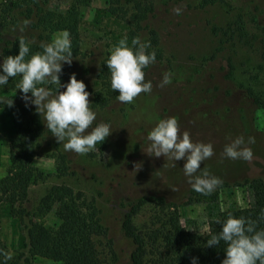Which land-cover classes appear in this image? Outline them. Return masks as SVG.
Wrapping results in <instances>:
<instances>
[{
  "label": "rangeland",
  "instance_id": "rangeland-1",
  "mask_svg": "<svg viewBox=\"0 0 264 264\" xmlns=\"http://www.w3.org/2000/svg\"><path fill=\"white\" fill-rule=\"evenodd\" d=\"M68 1L48 0V4L62 9ZM145 1L151 3L145 23L157 32L162 56L144 69L145 80L153 85L151 92L141 93L130 104L119 102L116 96L107 107L91 105L97 114L93 127L104 122L112 130L101 152L95 149L80 155L65 151L51 133L45 135L32 157L33 166L44 179L30 185L21 202L30 212L49 186L61 183L93 199L104 228L94 237L100 264H129L133 245L123 234L121 221L130 206L141 202L131 222L144 236L165 222L172 206L184 229L205 233L208 222L220 211L251 203L244 180L264 176V0H223L203 8L198 0ZM4 3L0 0V52L4 40L28 35L27 27L23 33L19 31L23 21L18 14L3 10ZM175 7H182V13L177 15ZM106 10L107 0H90L80 6L79 47L71 65H62L60 75L61 83L66 84L75 73L86 84L91 102L100 86L96 75L105 53H111L125 37L132 46L128 37L131 26ZM60 32L52 33L45 43H51ZM144 36L138 31L141 42ZM165 72L172 73L171 83L160 87ZM20 80L16 76L0 86V175L8 166L7 138L13 134L12 112L6 103L17 98L23 101L16 88ZM47 87L55 93L56 86ZM172 116L193 142L212 143L214 155L201 163V169L206 167L227 183L215 200H188L193 189L183 171L184 160L175 162L146 153L151 144L149 132L159 120ZM239 136L253 152L250 162L223 155L225 145ZM249 137H254L255 143L248 144ZM58 152L65 154L69 175L55 173ZM234 182L241 185L233 186ZM19 206L0 201V241L12 257L5 260L3 256V260L7 264H56L28 255L27 217L21 220L12 212ZM43 222H57L53 211ZM0 264H4L2 260Z\"/></svg>",
  "mask_w": 264,
  "mask_h": 264
},
{
  "label": "trees",
  "instance_id": "trees-1",
  "mask_svg": "<svg viewBox=\"0 0 264 264\" xmlns=\"http://www.w3.org/2000/svg\"><path fill=\"white\" fill-rule=\"evenodd\" d=\"M90 0H69L62 9H53L48 0H4L3 10L16 12L20 19H28L26 40L33 41L29 45L30 52L26 59L36 52H42L41 42L50 39L52 33L67 30L71 36L73 54L79 47L78 21L79 8L86 6ZM223 0H198L199 7L220 4ZM109 14L127 21L130 25L128 37L132 41L138 37V31L144 32L142 43L149 44L147 52L155 51V62L161 60L158 45V36L155 29L149 27L145 20L151 11V3L145 0H107ZM15 36L3 41L1 60L8 55H18L19 38ZM111 53H105L99 62L96 75L99 88L92 94V106L107 107L112 98L118 96L111 88V73L107 68V60ZM2 72V69H0ZM11 79V77L9 78ZM21 93V91H20ZM22 96V93L20 94ZM11 106V124L13 134L8 141V166L3 175H0V201L10 205L19 203V210L12 212L23 219L26 235L27 253L31 258L40 257L56 264H100L95 248L94 237L102 234L104 228L100 222L98 210L93 199L87 198L82 191L74 190L66 184H53L48 187L39 198L32 211H26L21 202L26 198L30 185L44 179V176L32 164L33 154L40 146L45 135L51 133L41 115L30 105L18 98ZM105 141L96 146L102 151ZM56 161L55 173L58 176L69 175L68 163L65 154L58 152L54 157ZM251 193V203L243 207L227 208L220 211L207 225L205 233L188 231L184 229L178 219L175 206L169 212L165 222L158 229L144 236L134 228L131 217L136 213L138 202L124 213L121 221L123 234L131 240L133 248L129 255V264H192V257L197 258V264H221L225 258V243L218 246H206L211 235H217L222 230V223L232 213L235 217H245L256 221L257 230L264 229V176L253 177L242 182ZM241 183L234 182L233 186ZM222 183L210 195H202L194 190L189 194L188 200L198 202L215 200L220 188L226 187ZM53 211L57 222L46 225L44 216ZM219 221V223H217ZM0 250L4 246L0 241ZM0 254V260H3ZM11 262L8 264H16Z\"/></svg>",
  "mask_w": 264,
  "mask_h": 264
},
{
  "label": "clouds",
  "instance_id": "clouds-1",
  "mask_svg": "<svg viewBox=\"0 0 264 264\" xmlns=\"http://www.w3.org/2000/svg\"><path fill=\"white\" fill-rule=\"evenodd\" d=\"M173 11L179 15L182 7H175ZM30 23V20L24 19L19 31L23 33ZM31 43L33 41L21 36L18 55L3 58L0 64V86L7 85L10 77L20 76L16 88L21 91L25 105H35L36 111L44 116L47 129L59 144L63 143L65 151L84 155L95 150L112 130L104 122L93 127L97 114L91 108V94L86 90L83 80H78L76 74L72 73L66 84L61 83L62 65H71L73 61L70 33L64 30L51 43L41 42L43 51L26 59ZM131 45L126 37L121 39L111 50L106 62L111 73L112 90L118 92L119 102L128 104L134 102L141 93L151 92L153 85L151 81L145 80L144 69L155 62V51L147 52L149 44L142 43L136 37L132 39ZM171 78L172 73L165 72L159 86L171 83ZM48 85L56 86L55 93ZM61 88L65 90L60 91ZM13 103L11 99L6 104L11 107ZM147 138L151 142L146 152L149 156H163L175 162L185 161L183 171L194 191L210 195L222 184V180L210 174L206 167L201 169V163L214 155L212 143L193 142L188 131L181 132L176 117L159 120ZM252 143H255V138L249 137L248 144ZM223 155L233 160L250 162L253 152L245 144L244 137L239 136L225 145ZM221 241L226 245V256L221 264H264V229L257 230L256 221L229 213L222 223V230L217 235H211L206 246H218ZM0 254L5 260L12 258L10 253L3 250H0ZM191 259L192 264H197L196 257Z\"/></svg>",
  "mask_w": 264,
  "mask_h": 264
}]
</instances>
